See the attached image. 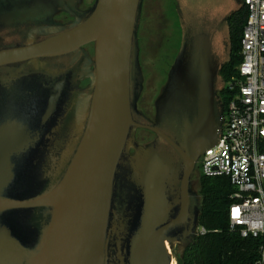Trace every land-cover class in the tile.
<instances>
[{
	"label": "water",
	"instance_id": "95a60500",
	"mask_svg": "<svg viewBox=\"0 0 264 264\" xmlns=\"http://www.w3.org/2000/svg\"><path fill=\"white\" fill-rule=\"evenodd\" d=\"M48 1L0 0V264H172L196 236V166L221 136L228 20L245 0H175L154 121L137 106L143 0H95L66 26ZM91 43L90 82L72 90L54 63Z\"/></svg>",
	"mask_w": 264,
	"mask_h": 264
},
{
	"label": "built area",
	"instance_id": "2783aa9c",
	"mask_svg": "<svg viewBox=\"0 0 264 264\" xmlns=\"http://www.w3.org/2000/svg\"><path fill=\"white\" fill-rule=\"evenodd\" d=\"M248 13L240 39L241 60L224 82L228 95L221 136L199 164L206 176L225 175L234 188L229 228L259 240L257 256L243 264H264V0H245ZM197 234L205 232L198 225Z\"/></svg>",
	"mask_w": 264,
	"mask_h": 264
},
{
	"label": "trees",
	"instance_id": "16d2710c",
	"mask_svg": "<svg viewBox=\"0 0 264 264\" xmlns=\"http://www.w3.org/2000/svg\"><path fill=\"white\" fill-rule=\"evenodd\" d=\"M247 13L246 5H243L228 20L232 51L229 61L224 63L220 70L224 82L235 74L241 60L240 39ZM175 24L179 31L176 34V44L171 47L179 48L181 32L177 18ZM220 97L226 109L228 95L225 89L220 91ZM197 168L198 193L202 200L198 225L202 226L205 232L196 234L182 255L174 251L177 264H243L250 262L257 256L259 240L253 237H242L237 229L229 228L227 210L234 192L229 177L225 175L206 176L201 173L199 163Z\"/></svg>",
	"mask_w": 264,
	"mask_h": 264
},
{
	"label": "rangeland",
	"instance_id": "374dc122",
	"mask_svg": "<svg viewBox=\"0 0 264 264\" xmlns=\"http://www.w3.org/2000/svg\"><path fill=\"white\" fill-rule=\"evenodd\" d=\"M172 3L173 0H143L142 4L138 44L139 61L143 73V89L138 100V106L145 113H153V103L161 91L167 72L178 50L177 47H171L176 44V34L179 31L175 24L176 17L171 12ZM59 17L60 19L63 18L62 16ZM138 133L146 134L145 141L153 138L151 133L141 131ZM138 133H136V139L141 141L139 138L141 135ZM197 175L193 188L198 193Z\"/></svg>",
	"mask_w": 264,
	"mask_h": 264
},
{
	"label": "flooded vegetation",
	"instance_id": "af4514ba",
	"mask_svg": "<svg viewBox=\"0 0 264 264\" xmlns=\"http://www.w3.org/2000/svg\"><path fill=\"white\" fill-rule=\"evenodd\" d=\"M46 6H49L50 4L48 3V0H41ZM95 0H69V4L73 7L72 11L71 8H69L68 10H64L62 8H59L58 6V2L54 4H52L54 2V0H51V7L52 9L55 11L53 13V17L52 19L56 22H58L59 24L62 25H69L71 22H73L76 18H78L80 14H82L83 11L87 10L94 2ZM62 2V1H60ZM59 2V5H60ZM68 4V5H69ZM75 4V6H74ZM56 6H58V8H56ZM62 7V6H60ZM171 12L173 13V16H175L178 19L176 10H175V0H173V3L171 5ZM59 16H62L63 18L60 19ZM180 26V25H179ZM180 32H181V28H180ZM180 41H181V36H180ZM180 45V43H179ZM84 52L80 51L72 56H68L65 58H61L59 59L58 63H54L55 67H57V69H61V70H65L67 72L68 75H70V73H72L74 75L73 78V85L76 86V88H74V86L72 87V90H77V89H85L86 86L88 85V83L90 82V77H88V73L90 72V69L92 67L91 62L89 61V57L93 58V44H87L86 46H84ZM40 67H45L47 65L45 64H39ZM168 73V72H167ZM167 78V76H166ZM166 81V80H165ZM165 83V82H164ZM164 85V84H163ZM162 85V87H163ZM161 87V89H162ZM82 91V90H81ZM161 92V91H160ZM160 94V93H159ZM84 96V95H83ZM158 97V96H157ZM156 97V98H157ZM156 100V99H155ZM155 102V101H154ZM137 106H138V102H137ZM138 108L151 120L154 121V119L156 118V110H155V106L153 103V113L151 114L150 112H146L142 110V108L140 106H138ZM151 114V115H150ZM147 132V133H153L150 130L147 129H137V132ZM149 133V134H150ZM138 135H141V133H138ZM153 138L152 139H146V134H142L141 136H139V138L141 139V141H138V143L141 142V144H146L150 141H152L155 137V134L153 133ZM198 173V168L196 166V174ZM197 234V231H196Z\"/></svg>",
	"mask_w": 264,
	"mask_h": 264
},
{
	"label": "bare ground",
	"instance_id": "6f19581e",
	"mask_svg": "<svg viewBox=\"0 0 264 264\" xmlns=\"http://www.w3.org/2000/svg\"><path fill=\"white\" fill-rule=\"evenodd\" d=\"M172 264H176L175 260L173 261V263H172Z\"/></svg>",
	"mask_w": 264,
	"mask_h": 264
}]
</instances>
